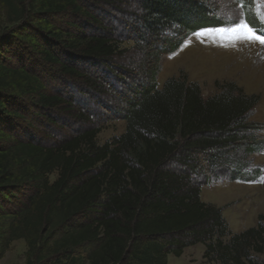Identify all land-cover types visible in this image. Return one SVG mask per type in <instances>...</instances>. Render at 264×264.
I'll list each match as a JSON object with an SVG mask.
<instances>
[{
    "label": "trees",
    "instance_id": "16d2710c",
    "mask_svg": "<svg viewBox=\"0 0 264 264\" xmlns=\"http://www.w3.org/2000/svg\"><path fill=\"white\" fill-rule=\"evenodd\" d=\"M139 2L150 34L160 39L178 30L164 54L199 31L225 26L205 0ZM241 3L258 30L253 0ZM71 14L97 19L81 0H0V260L23 239L30 264L33 258L37 264H168L170 255L181 257L198 244L205 245L206 264H264V213L257 226L233 234L222 209L201 199L209 175L196 179L240 146L244 120L260 96L218 83L221 92L205 99L198 84L171 78L161 89L143 86L126 112L124 133L104 144L101 129L91 126L52 143L51 133L35 135L32 118L56 125L52 111L72 109L74 97L49 90L43 73L20 59L21 45L60 74L82 79V67L108 63L119 52L108 34L82 32L71 18L64 29L52 22ZM6 19L21 25L7 30ZM24 98L34 105L26 107Z\"/></svg>",
    "mask_w": 264,
    "mask_h": 264
},
{
    "label": "rangeland",
    "instance_id": "374dc122",
    "mask_svg": "<svg viewBox=\"0 0 264 264\" xmlns=\"http://www.w3.org/2000/svg\"><path fill=\"white\" fill-rule=\"evenodd\" d=\"M205 1L210 2L225 26L199 31L205 33L202 36H189L179 49L170 54L160 51L167 46L164 43L172 39L178 41V30L163 32L160 39L150 34L139 18L142 13L139 0H81L96 16V21L71 14L67 18L54 16L53 24L64 29L67 28L66 21L71 18L84 26L82 32L108 34L119 43L118 54L108 63L82 67L80 70L86 76L84 79L60 74L45 65L33 50L30 54L29 49H24L22 45L20 49L25 53L20 59H25L30 66L43 73L49 90H62L67 97H74L72 109L64 107V114L59 115L57 111H52L55 112L52 115L56 125L50 126L37 116L32 118L36 125L35 135L45 139L51 133L50 143L90 126L101 129L98 136L100 144L113 140L124 133L126 112L130 103L139 97L140 89L153 85L161 89L171 78L185 76L189 83L198 84L205 99L219 94L220 86L225 83H235L247 95L260 96V102L244 120L246 128L241 130L243 140L240 146L235 151L228 150L223 157L233 162L222 159L214 166L211 162L205 170L201 169L196 174L200 182L205 180V175H209L211 180L202 187L201 199L221 208L232 233L239 234L257 226L259 216L264 213V44L233 39L230 30L241 22L247 23L242 0ZM260 2L253 0L252 3L258 30L252 28L257 34L264 33V11L258 8ZM20 25L7 19L4 21L7 30ZM9 45L7 47L10 48L17 46ZM34 103L30 98L22 101L26 107ZM34 108L29 110V114ZM59 120H63L62 125ZM43 123L48 127H40ZM252 146L255 149L248 154L247 148L252 150ZM56 178V174L51 176L52 181ZM204 253L203 244L188 247L181 257L170 255L168 264H206ZM84 254L82 250L78 252L80 256ZM29 259L28 245L20 239L12 243L0 264H30ZM259 260L264 262V256H259ZM31 261L37 264L36 259Z\"/></svg>",
    "mask_w": 264,
    "mask_h": 264
},
{
    "label": "snow or ice",
    "instance_id": "6c2138e0",
    "mask_svg": "<svg viewBox=\"0 0 264 264\" xmlns=\"http://www.w3.org/2000/svg\"><path fill=\"white\" fill-rule=\"evenodd\" d=\"M258 8L264 11V0H261L260 4L258 5ZM230 32L233 36V39H243V40L254 41L264 44V33L257 34V32L247 23L241 22L235 25V27L232 28ZM204 34L205 33H195L194 35L202 36Z\"/></svg>",
    "mask_w": 264,
    "mask_h": 264
},
{
    "label": "crops",
    "instance_id": "0c3cea01",
    "mask_svg": "<svg viewBox=\"0 0 264 264\" xmlns=\"http://www.w3.org/2000/svg\"><path fill=\"white\" fill-rule=\"evenodd\" d=\"M253 227H255V226H253ZM244 230V229H243Z\"/></svg>",
    "mask_w": 264,
    "mask_h": 264
}]
</instances>
